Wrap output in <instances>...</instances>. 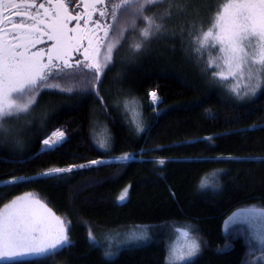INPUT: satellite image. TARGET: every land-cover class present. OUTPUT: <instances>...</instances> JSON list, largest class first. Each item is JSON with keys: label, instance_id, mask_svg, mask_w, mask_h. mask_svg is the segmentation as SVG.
Listing matches in <instances>:
<instances>
[{"label": "trees", "instance_id": "trees-1", "mask_svg": "<svg viewBox=\"0 0 264 264\" xmlns=\"http://www.w3.org/2000/svg\"><path fill=\"white\" fill-rule=\"evenodd\" d=\"M216 7L217 0H198V19H173L140 51L113 54L101 74L86 67L89 61L54 64L49 73L58 78L49 82L59 87L39 89L27 113L0 121V208L34 192L66 219L70 241L20 264H167L174 226L185 225L201 248L180 264H242L246 231L225 230L223 221L246 203L264 206V87L253 94L244 79L245 90L233 91L229 79L212 74L222 69L209 67V54L193 51L186 25L199 28ZM137 25L127 40H142ZM56 128L63 140L43 148ZM57 168L72 170L45 175ZM13 177L24 179L4 183ZM204 179L211 186L201 189ZM137 226L145 239L123 243L111 257L88 236L89 227L103 233Z\"/></svg>", "mask_w": 264, "mask_h": 264}, {"label": "snow or ice", "instance_id": "snow-or-ice-1", "mask_svg": "<svg viewBox=\"0 0 264 264\" xmlns=\"http://www.w3.org/2000/svg\"><path fill=\"white\" fill-rule=\"evenodd\" d=\"M46 3L47 6L44 2L37 4L36 0H22V3L0 0L5 10L14 8L17 16L24 17L19 23H12L11 28L4 27V21L10 20L9 17L0 21V121L5 123L8 122L6 118H14L30 110L36 102L38 89L59 87V84L49 82L50 76L52 79L58 77L49 73L48 69L55 67L54 60L62 61L63 68L73 67L69 62L71 53L79 51L85 39L88 41V48L84 50V59L89 61L86 67L101 74L113 60V53L118 46L127 42V36L131 32L137 31V20L143 24L139 28L142 40L131 47L140 51L144 42L166 32L167 24L173 19L199 18L198 0H115L110 5V10L108 6L103 10L97 8V5H106L107 0H80V3L77 0H46ZM81 4L85 11L73 14L70 5L75 9ZM21 8L24 9L23 12L20 11ZM97 12L101 18L110 16L120 26L114 30L113 24H105L100 19L93 20V15ZM81 20L84 21V26L80 25ZM71 21L77 22L75 27H68ZM186 27L190 29L187 35L195 45L193 51L201 56L207 52L210 56L209 67L214 65L222 69L220 72H213L214 76H219L222 80L246 79L252 84L253 94L264 87V0H217L214 14L207 21H202L199 28L195 23ZM100 31L103 32V38L97 35ZM110 33L113 34L112 39H109ZM44 37L53 42L51 48L47 52L43 49L32 52L31 49L37 44L45 42ZM213 51L218 53L214 58L211 57ZM45 57L47 63L43 62ZM63 68L60 69L61 72ZM68 76L70 74L60 78ZM238 88L239 83L233 91ZM151 95L155 102L156 93ZM63 138L64 132L57 130L43 144L52 147ZM71 170L51 169L45 175ZM22 179L24 178L13 177L4 183H16ZM210 186L209 180L201 181V189ZM126 196L127 189L119 200L124 201ZM34 206L42 209L43 213ZM250 211L264 222V206H253ZM48 218L55 221V229L49 224ZM174 231L185 242L181 246L170 244L167 264L188 261L201 248L198 233L193 226H174ZM89 239L95 243L91 233ZM129 239L139 241L145 239V235L133 233ZM260 242L264 243V234L261 235ZM68 243L70 241L64 221L39 200L17 198L0 211V264H20L23 257L44 255ZM112 255L113 252L105 251V256ZM254 264H264V253L255 258Z\"/></svg>", "mask_w": 264, "mask_h": 264}, {"label": "rangeland", "instance_id": "rangeland-1", "mask_svg": "<svg viewBox=\"0 0 264 264\" xmlns=\"http://www.w3.org/2000/svg\"><path fill=\"white\" fill-rule=\"evenodd\" d=\"M20 2L22 3V0H17L16 1V3H20ZM41 2H44L46 4V6H47L46 0H36V3L37 4H39ZM84 2H87V0H84ZM107 2H108V4H106V6H108L109 7V10H110V5L113 2H115V0H108ZM80 9L81 10L78 11L80 13H83L85 11L84 10V7H83V4H82V8H80ZM20 11L23 12L24 9L21 8ZM32 11L34 12L35 9H32ZM41 11H43V10H41ZM12 12H13V15L11 16L12 20L14 18H16V17H18L20 21L22 19H24V17H22V16H17L15 14V11H12ZM95 14L96 13H94V15H93V20H95L94 19ZM96 19H100L103 23L107 24L106 21L104 20V17L101 18V17H99L98 14L96 16ZM111 20L112 19L110 17V21ZM27 22L28 23H31V21H27ZM12 23H16V22L13 21ZM76 23H77L76 21H71L69 23L68 27H70V28L75 27L76 26ZM82 23L84 24V21H82V22L80 21V25L81 26H83ZM91 26L92 25H89V27H91ZM9 28H11V27H9ZM72 35H75V34H72ZM97 35L100 36L101 38H103V32L102 31L98 32ZM129 39L130 38H128V40H127L126 46L118 47L117 50L114 51L113 54L115 56L121 57L123 55H127V54H130L131 55V53L136 52L131 47V45L134 44V43H136L138 40H129ZM134 39H136V37H134ZM44 41L45 42L42 43V44H37L34 48L31 49V51L32 52H35V51H38V50L43 49L45 52H47L48 49L51 48L53 42L47 40L46 37H44ZM86 48H88V41L87 40L86 41L84 40L82 42V45L80 47V50L71 53V58H70V61L69 62L72 64L73 62L86 61L84 59V50ZM43 62L44 63H47V58L46 57H45V59H44ZM59 63H63V62L60 61V60H54L53 61V64H59ZM73 65H77V64L74 63ZM50 71H51V69H48V72H50ZM229 80L231 81L230 87H235L236 84L239 83V85L242 86L243 89L245 90V80L234 81L231 78ZM38 91H39V89H38ZM151 98H152V95H151ZM33 117L34 116H31L30 119H32ZM30 119H28V121H30ZM57 130L62 131L61 129L56 128V129L52 130L42 140L41 143H42V147L43 148H49V147L44 146L43 141L45 139H48L49 137H51ZM21 197L27 198L28 201H31L33 199L39 200L41 203L45 204L47 206V208H49V209L52 210V212L55 214V216L59 217L62 221H64L65 227L67 229V221H66V219L63 218L62 216L56 214L53 211V209L43 199L41 200L38 197V195L36 193H34V192H23L20 195H17L15 197H13L11 200H9L7 203H5L0 208V211H3L5 209V206L9 205L12 201H15V200H17V198H21ZM253 206L261 207V206H259L256 203H246V204H244V205H242V206H240V207L232 210L229 214L226 215V217L224 218V221H223V228L225 230L227 228L239 226V227H243L245 229V231H246L247 240L249 241L250 245H249V249H248V251L246 253V256L243 259L242 264H254L255 258L257 256H260L262 253H264V243H261L260 242V237H261L262 234H264V222H261L259 219L256 218V216L253 213H251L250 210L252 209ZM34 207H36L37 211H39L40 213H43V210L42 209H39L38 206H34ZM48 222H49V224L51 225V227L53 229H55L57 227L56 224H55V221L54 220H51V218H48ZM145 231L146 230L143 229V227H141V226L138 227L137 226L135 228L127 229V230H114V231L112 230V231H104L103 233H97V232L92 231V229L89 227L88 228V236L91 233V235L95 238V242H97L98 244H100L103 247L104 252L105 251H111V252H113L115 254L116 251H117V249L123 243H126L127 241L129 242L130 235H132L133 233L139 235L140 234L139 232L143 233ZM147 235H148V238L151 237L150 234H149V232H147ZM145 236H146V234H145ZM184 242H185L184 241V238L181 237L178 233H175V236L172 237V239L170 241V244L171 243H174L176 246H181V245L184 244ZM59 247H61V246H59ZM55 250H53V251H55ZM53 251H51V252H53ZM46 254H48V253H46ZM37 256H42V255H37ZM37 256H27V257H23V258H30V257H37Z\"/></svg>", "mask_w": 264, "mask_h": 264}, {"label": "flooded vegetation", "instance_id": "flooded-vegetation-1", "mask_svg": "<svg viewBox=\"0 0 264 264\" xmlns=\"http://www.w3.org/2000/svg\"><path fill=\"white\" fill-rule=\"evenodd\" d=\"M16 1L17 0H15V2ZM70 7H71V5H70ZM13 9L14 8H9V9L5 10L3 8L2 4H0V21H4V17H9L10 18V20L4 21V27L5 28L11 27L13 21L16 22V23H18L20 21L18 17L14 18L12 20V18H11V16L13 15V12L12 11H15L16 12V9H14V10Z\"/></svg>", "mask_w": 264, "mask_h": 264}]
</instances>
